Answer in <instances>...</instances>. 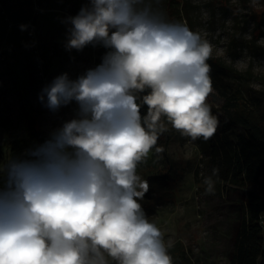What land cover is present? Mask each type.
<instances>
[{"label": "clouds", "instance_id": "9594fccd", "mask_svg": "<svg viewBox=\"0 0 264 264\" xmlns=\"http://www.w3.org/2000/svg\"><path fill=\"white\" fill-rule=\"evenodd\" d=\"M61 23L66 51H106L38 94L52 113L75 104L73 117L0 161V264H174L172 240L140 202L150 184L138 167L163 152L165 121L191 141L217 132L213 45L169 19L161 0H87ZM203 183L214 195L212 177Z\"/></svg>", "mask_w": 264, "mask_h": 264}, {"label": "rangeland", "instance_id": "374dc122", "mask_svg": "<svg viewBox=\"0 0 264 264\" xmlns=\"http://www.w3.org/2000/svg\"><path fill=\"white\" fill-rule=\"evenodd\" d=\"M86 2L0 0V161L22 156L73 117L75 104L52 113L38 94L58 75L67 72L74 79L101 62L106 51L102 47L88 46L80 52L64 48L66 26L61 20L75 16ZM178 9L169 19L187 23L208 39L213 45L210 59L246 74L251 85L264 89V0H182ZM22 24L28 28L22 31ZM213 89L208 98L212 108L223 102ZM28 121L40 131L33 144ZM165 123L168 131L157 145L163 152H153L160 166L175 160L177 173H170L166 186L159 185L160 199L149 218L165 232L166 241L184 245L193 264H229L242 197L227 194L217 184L215 194L206 195L200 146Z\"/></svg>", "mask_w": 264, "mask_h": 264}, {"label": "trees", "instance_id": "16d2710c", "mask_svg": "<svg viewBox=\"0 0 264 264\" xmlns=\"http://www.w3.org/2000/svg\"><path fill=\"white\" fill-rule=\"evenodd\" d=\"M182 0H161V7L169 18L178 14L177 6ZM211 65L212 84L217 88L223 102L212 108L220 121L215 135L208 141L195 142L204 156L206 175L227 194L242 197L240 219L237 222L229 264H264V230L260 217L264 214V89L255 88L246 74L226 67L216 60ZM239 84H233L230 79ZM241 81V82H240ZM146 114L147 106L142 109ZM29 144L39 139L40 131L33 121L27 122ZM166 148L165 144L163 145ZM166 153V152H165ZM16 157H19L15 154ZM166 157L169 158L166 153ZM153 152L138 167V173L150 184L149 192L140 201L148 215L155 211L161 185H167L177 173L175 160L159 165ZM214 168L219 169L216 176ZM147 171V172H146ZM174 264H193L192 258L180 242L170 249Z\"/></svg>", "mask_w": 264, "mask_h": 264}, {"label": "built area", "instance_id": "2783aa9c", "mask_svg": "<svg viewBox=\"0 0 264 264\" xmlns=\"http://www.w3.org/2000/svg\"><path fill=\"white\" fill-rule=\"evenodd\" d=\"M260 224L262 229L264 230V214L260 217Z\"/></svg>", "mask_w": 264, "mask_h": 264}]
</instances>
